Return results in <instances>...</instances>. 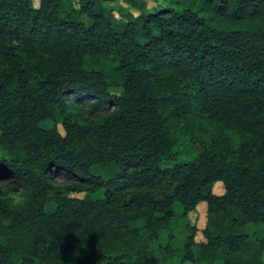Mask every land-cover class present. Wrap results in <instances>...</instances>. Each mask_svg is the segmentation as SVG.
Listing matches in <instances>:
<instances>
[{
	"label": "trees",
	"instance_id": "obj_1",
	"mask_svg": "<svg viewBox=\"0 0 264 264\" xmlns=\"http://www.w3.org/2000/svg\"><path fill=\"white\" fill-rule=\"evenodd\" d=\"M32 1L0 0V264H65L83 242L74 264L163 263L175 202L184 217L206 204L205 241L188 224L179 264L251 252L243 228L264 224V0H122L137 11L122 18L111 0ZM181 138L196 156L160 166ZM253 252L224 264H259L264 239Z\"/></svg>",
	"mask_w": 264,
	"mask_h": 264
},
{
	"label": "rangeland",
	"instance_id": "obj_2",
	"mask_svg": "<svg viewBox=\"0 0 264 264\" xmlns=\"http://www.w3.org/2000/svg\"><path fill=\"white\" fill-rule=\"evenodd\" d=\"M36 0H33V5L36 7L38 6L39 0L37 4H35ZM141 1V0H138ZM148 2V5H154V3L149 0H146ZM105 6L110 8L114 15L117 18H122L121 13L126 11H131L133 14H136L137 11L134 9H131L127 4H125L122 0H111L104 3ZM81 19L87 24L90 25V20L86 16H82ZM97 113L101 114L102 111L98 110ZM176 151L179 152L177 156L171 159H162L160 161V166L162 167H171L174 164L182 161H188L193 159L196 156L197 150L192 148L187 138H181L180 143L176 146ZM70 181V178L64 175L63 173H58L55 175V182L57 183H68ZM213 191L217 193H221L222 188L219 185L213 186ZM103 192L100 191L96 194L97 197H102ZM77 196V195H76ZM55 209L54 203H47L46 210L53 211ZM173 211H174V217H173V223L172 227L161 234V237L159 239V244H165L173 250V253L171 255V259L161 263L158 262L157 264H179L181 262V258L186 252V242L187 237L190 234L188 224L195 227V234H194V240L199 241H205V237L202 233L203 229L205 228L206 224V204L205 202H200L196 209L191 211L187 214L186 217L182 216L181 212V206L178 202H175L173 205ZM231 229H233L234 225L229 222ZM210 227H212V222L210 224ZM243 231L247 234V241L248 245L251 247V252L246 254H234V253H226L224 250H217L215 252V259L214 264H224L223 259L225 257H229L230 260L233 261H240L242 259L250 258L252 255V252L254 250V245L258 242V240L264 239V224L259 223L257 225L255 224H248L244 226ZM157 244V243H156ZM155 244V245H156ZM154 245V246H155ZM153 246V247H154ZM159 247H155L154 254L158 251ZM199 248L197 245H192L189 247L188 251H191V253L194 256L199 255ZM90 252V246L87 242H83L79 249H73L71 252V255L69 256L68 260L65 262V264H74L75 263V257L81 254H88ZM206 255L209 254V251L205 252ZM254 254V252H253ZM161 257V254H158L157 257ZM259 264H264V252L260 254L259 258ZM183 264H207L204 262H197L192 263L191 260H186Z\"/></svg>",
	"mask_w": 264,
	"mask_h": 264
},
{
	"label": "crops",
	"instance_id": "obj_3",
	"mask_svg": "<svg viewBox=\"0 0 264 264\" xmlns=\"http://www.w3.org/2000/svg\"><path fill=\"white\" fill-rule=\"evenodd\" d=\"M33 2V1H32ZM38 0L35 1V4H37ZM39 4V3H38ZM34 6V5H33ZM37 7V6H36ZM190 213V212H189Z\"/></svg>",
	"mask_w": 264,
	"mask_h": 264
}]
</instances>
